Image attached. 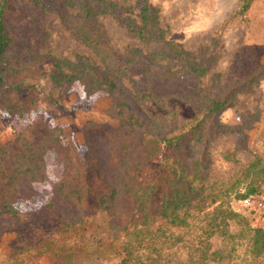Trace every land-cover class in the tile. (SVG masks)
I'll list each match as a JSON object with an SVG mask.
<instances>
[{"label": "trees", "instance_id": "trees-1", "mask_svg": "<svg viewBox=\"0 0 264 264\" xmlns=\"http://www.w3.org/2000/svg\"><path fill=\"white\" fill-rule=\"evenodd\" d=\"M255 1L239 0L234 17L245 19ZM60 2L63 21L97 60L40 53L47 37L43 19L52 1L0 0V112L24 117L38 109L39 67L49 59L52 83L78 80L87 92H106L111 101L107 114L118 124L88 120L84 157L73 143L65 144L68 126L40 120L0 140V218L23 220L14 202L35 195L34 182L46 178L43 154L54 151L62 175L44 212L56 218L59 231L71 234L73 247L94 215L107 217L110 242L100 245L105 257L93 264H264V227L253 226L232 207L233 200L264 197V138L251 150L250 161L238 158L240 145L227 148L223 157L236 168L220 177L212 175L202 142L206 121L264 79V64L219 83L206 100L198 99L192 119L156 120L138 92L147 91L154 101L176 97L190 102L195 97L182 84L205 76L209 64L168 39L158 10L146 1L137 16L112 0ZM107 16L121 17L142 47L124 55L115 51L101 25ZM231 222L239 225L236 232Z\"/></svg>", "mask_w": 264, "mask_h": 264}, {"label": "rangeland", "instance_id": "rangeland-1", "mask_svg": "<svg viewBox=\"0 0 264 264\" xmlns=\"http://www.w3.org/2000/svg\"><path fill=\"white\" fill-rule=\"evenodd\" d=\"M50 1L54 4L51 5ZM131 8L128 14L137 16L142 2L158 10L159 26L168 39L181 44L195 60L210 66L203 77H192L182 86L195 99L186 102L176 97L154 101L147 91L138 92L144 109L150 117L163 120L175 115L180 122L194 117L198 99L206 100L219 85L232 78H240L264 64V0H256L246 18L234 17L240 7L239 0H112ZM51 5L43 19L47 37L42 41L40 53L45 56L73 58L75 54L97 60L91 47L78 39L62 19L60 0H46ZM124 14V13H123ZM101 25L112 48L127 54L142 47L140 39L130 34L121 17L107 16ZM38 80L40 104L38 109L24 117H13L0 112V140L13 132L40 120L48 126L64 125L70 128L65 144L73 143L84 157L83 127L88 120L98 123L118 122L107 114L111 104L106 92H87L78 80L62 86L50 81L51 60L40 65ZM264 138V79L239 93L222 112L204 124L202 142L207 145V163L212 175L225 176L236 166L223 157L227 148L240 145L238 158L250 161L252 152ZM46 178L34 182L35 195L27 200L17 199L15 207L25 217L22 221L9 216L0 218V264H93L105 257L100 245L108 239L107 217L94 215L86 227L80 228L77 246L70 242L71 234L58 230V221L49 217L44 208L53 200L56 182L61 178L62 165L56 153L43 154ZM232 207L248 217L253 226L264 227V204L246 207L242 200H233ZM239 225L231 222L236 232ZM70 235V237H69ZM114 249V247H113Z\"/></svg>", "mask_w": 264, "mask_h": 264}, {"label": "built area", "instance_id": "built-area-1", "mask_svg": "<svg viewBox=\"0 0 264 264\" xmlns=\"http://www.w3.org/2000/svg\"><path fill=\"white\" fill-rule=\"evenodd\" d=\"M242 201L247 208L251 207L252 205H257V207L261 208L264 204V197L263 196H255V197H250V198L244 199Z\"/></svg>", "mask_w": 264, "mask_h": 264}]
</instances>
